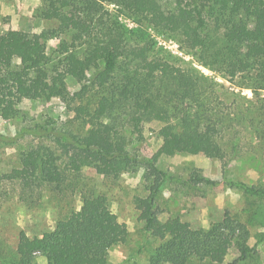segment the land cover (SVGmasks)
I'll list each match as a JSON object with an SVG mask.
<instances>
[{
    "label": "trees",
    "instance_id": "16d2710c",
    "mask_svg": "<svg viewBox=\"0 0 264 264\" xmlns=\"http://www.w3.org/2000/svg\"><path fill=\"white\" fill-rule=\"evenodd\" d=\"M106 4L177 34L199 64L251 89L254 99L238 95L225 104L212 78L159 57L144 34L127 41ZM40 14L57 22L47 33L60 39L58 55H48L25 32L0 31V119L25 122L20 104L45 96L58 97L75 112L66 129L51 119L33 118L22 125L17 136L52 144L29 148L20 166L2 178L18 184L21 198L39 195L43 187L62 193L78 185L84 194L79 209H67L52 230L32 237L20 230L13 252L0 254V262L34 264L39 254L46 264H110L107 251L125 243L127 228L107 209L106 196L85 182L83 167L117 179L141 162L152 184L145 197L135 196L133 202L143 230L160 240L146 264H189L193 258L215 262L227 254L235 236L234 263L250 264L255 255L248 254L246 232L242 228L236 235L237 224L228 216L203 229L179 217L161 222L155 197L167 174L128 148L142 138L144 124L155 121L161 124L157 135L163 156L202 153L223 162L225 172L227 161L249 140L264 159V95L258 94L264 92V0H42ZM66 79L76 84L74 91L65 86ZM127 125L129 136L123 134ZM73 127L88 129L100 142L91 145L88 135ZM186 183L215 184L205 176ZM245 188L264 196L262 186Z\"/></svg>",
    "mask_w": 264,
    "mask_h": 264
},
{
    "label": "rangeland",
    "instance_id": "374dc122",
    "mask_svg": "<svg viewBox=\"0 0 264 264\" xmlns=\"http://www.w3.org/2000/svg\"><path fill=\"white\" fill-rule=\"evenodd\" d=\"M41 6L42 0H0V31L12 29L25 32L44 45L48 55L56 57L60 39L50 37L47 30L55 28L57 22L43 17L40 14ZM106 7L127 41L132 42L144 34L146 40L154 42L153 50L159 57L176 67H192L212 78L216 82L219 98L225 104H231L233 97L238 95L254 99L255 94L251 89L240 87L235 81L231 82L222 74L199 64L181 46L177 34L155 29L140 16L127 12L118 5L106 4ZM65 38L71 40V34ZM64 84L70 91L77 88L70 79H66ZM258 94L263 96L264 92ZM239 100L246 104L241 98ZM71 107L58 97L45 96L36 101L25 100L20 104V109L28 117L25 122L0 119V134L4 136V139L0 138V254L9 255L13 252L20 230L30 237L41 236L43 232L54 228L56 221L65 215L67 209L76 211L81 205L84 194L81 186L67 187L62 193L43 187L39 195L21 198L18 184L2 178L13 168L20 166L29 148L37 144H52L48 139L32 135L17 136L21 126L34 119H51L59 124L60 129H66L65 122L75 112L74 106ZM160 125L155 121L145 123L142 138L128 148L137 157L148 159L152 165L167 174L155 197L159 220L168 223L174 217H179L193 229H203L228 216L237 224L236 235L243 229L246 232L245 245L250 248L248 254L255 255L250 264H264V196L245 188H264V159L256 143L248 140L242 146L241 153L227 161L224 172L223 162L202 153L161 155L158 150L161 141L157 135ZM131 130L127 125L123 134L129 136ZM73 131L88 135L91 145H97L101 140L100 136L89 134L88 129L80 131L73 127ZM244 142L245 139H242L241 143ZM56 153L58 154L57 151ZM196 176H205L215 184L186 183ZM83 177L88 186L106 196L107 209L120 222L125 223L127 228L125 243L114 245L107 251L110 264H146L160 240L143 230L138 218L139 211L133 202L135 196L145 197L152 184V178L146 177L144 164L139 162L138 165H129L117 179L104 177L93 168L83 167ZM235 238L228 243V251L223 258L215 262L193 258L189 264H239L234 263L238 256ZM34 264H46V260L36 254Z\"/></svg>",
    "mask_w": 264,
    "mask_h": 264
}]
</instances>
